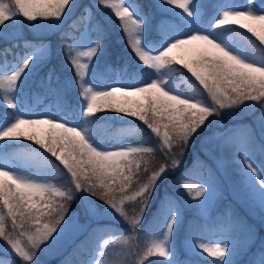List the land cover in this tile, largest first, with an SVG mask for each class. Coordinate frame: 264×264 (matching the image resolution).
Instances as JSON below:
<instances>
[{"label":"snow or ice","instance_id":"snow-or-ice-1","mask_svg":"<svg viewBox=\"0 0 264 264\" xmlns=\"http://www.w3.org/2000/svg\"><path fill=\"white\" fill-rule=\"evenodd\" d=\"M76 6V0H0V30L18 17L31 22L33 27H56L72 15ZM208 7L205 0H156L153 8L163 17L176 20V26L169 29L165 19L154 25L152 14L138 0H94V5L85 7L78 21H73V27L79 22L85 30L79 36L65 33L71 43L61 46L78 92L77 107L70 110L62 108L59 102L56 111L35 112L25 105L28 80L51 54L49 47L32 45L31 52L10 66L5 55L0 62V104L13 111L0 120V150L7 149L11 141H34L63 166L61 169L38 153L0 155V241L20 258L21 264H41L37 258L41 246H46L65 222L73 200L81 202L87 221H97L91 229L88 223L74 225L76 231L87 233L82 243L94 241L103 230L99 222L111 216L122 219L131 229L130 235L119 234L123 243L136 240L135 234L158 183H163L167 173L179 166V157L192 137L211 125L210 118L219 117L222 110L242 105L248 110L254 111L256 106L262 109L258 123L264 154V49L259 56L251 54L243 43L246 37L238 31L245 29L264 44V7H257L254 0L244 4L217 0L211 15ZM94 8L108 10L105 14L118 20L126 44L137 60L135 75L130 80L117 81L118 86L97 79L104 34L98 24L89 27ZM225 32H232L239 39H225ZM184 69L198 82L188 78L186 92L170 79ZM103 88L108 90H100ZM105 109L138 119L157 142L120 143L118 150L104 147L97 122L106 117L97 114ZM226 115L236 113L228 111ZM221 136L237 146L236 163L241 165L244 197L264 212V158L257 163L252 157V129L243 125L226 129ZM173 148L179 149L177 155L172 154ZM156 154L162 160L154 167L152 160ZM33 167L36 171H31ZM60 177L62 182L56 183ZM192 178L186 174L179 179L184 181L188 196L197 201L195 207L204 208L217 191L215 178L211 171L207 177H196L197 183L188 182ZM181 217L180 203L165 194L152 226L145 229L146 234L152 235L142 259L158 257L164 261L156 260L154 264H186L171 243ZM233 223L230 213H225L215 227L230 230ZM70 226L65 223L60 231ZM204 230L203 225L193 222L187 236V251L193 256L207 254L213 258L212 264H238L235 257L239 251L231 239L205 243L201 234ZM112 235L117 234H109ZM110 243L116 241L103 239L95 251L103 252ZM138 249V244L130 246L129 254H138ZM0 264L5 262L0 260ZM8 264L15 261L9 260ZM249 264H264V247L259 259Z\"/></svg>","mask_w":264,"mask_h":264},{"label":"trees","instance_id":"trees-1","mask_svg":"<svg viewBox=\"0 0 264 264\" xmlns=\"http://www.w3.org/2000/svg\"><path fill=\"white\" fill-rule=\"evenodd\" d=\"M80 0H76V3ZM258 0H254V3L256 4ZM5 2H8V0H5ZM156 0H138V3L143 5L145 7V10L152 13V11L156 12V17H163L162 14L157 11L155 8H153V5L155 4ZM206 4L208 5V0H205ZM92 3L94 4V0H92ZM263 4V3H261ZM258 4H256L257 6ZM108 10H95L93 11V20L91 22V25H99L103 29L104 34V40L103 44H105L106 49L104 53L102 50L99 53V61H98V69H105L99 72H106V77H108V80L116 79L118 77H125L124 79L130 80L135 75V69L137 66V60L134 58L133 55H126L124 58L120 54H127V51L131 53L129 47L126 44V39L124 37V34L122 33L118 20L111 15H106L105 13ZM83 12V9L81 8L76 15H74L68 23L60 30V33L56 35L54 40H50V38L43 39V40H28V41H16L12 43H3L0 46V62H3L4 57L6 55V60L9 64V66L19 60L21 56H23L25 53L31 52L32 45H40V44H48L50 43L52 45V54L49 58V60H45L42 63H40L32 72V75L30 79L28 80L26 89H25V105L30 108L32 111L35 112H41L46 110L47 106H49L50 100L47 98L46 94L50 91L53 93L62 92L64 94V98H66V101L68 104L64 107V109H74L77 107V100H78V92L75 88V82L74 83H68V81L65 80V78L62 76V73L59 68V62L62 61L64 58L63 50L61 48L64 44H69L71 41L68 39L67 36H65V33L71 32L76 36H79L81 32L85 30V25L83 23H77L75 27H73V21H78V18L80 17L81 13ZM107 19V23H104L102 18ZM169 18V17H167ZM19 21L20 23H23L24 25H32L31 22L26 21L23 17H18L15 21H9L6 28H3V31H11L16 28L15 23ZM156 22V19L153 18L152 22ZM239 33H242L246 39L243 41L245 45L249 47V51L251 54L255 56H259L261 54L260 50L264 49L261 42L258 40L257 37L253 36L251 33H248L245 29H238ZM95 38V34L93 33V39ZM251 41V44L249 45L248 42ZM104 46V45H103ZM126 62V69H128L127 72L122 71L121 65L122 60ZM69 66V65H68ZM120 66V67H119ZM108 67H112L108 68ZM180 67V66H178ZM70 69H72L69 66ZM108 68V69H107ZM49 76H51V79H49ZM191 77L190 73H187V70L184 69L181 73L173 74V76L170 78L175 82V85L179 87L182 91L186 92L189 91L188 84L185 82L188 78ZM193 77H191V81ZM58 94V93H57ZM42 100L36 99V97H42ZM49 103V104H48ZM48 104V105H47ZM56 111L55 109H53ZM7 111L8 114H10L13 110L8 109L5 110L0 104V117L1 113ZM117 113L109 111L105 109L101 113H98L97 115L106 117V119H102L98 121L97 123L103 126H106L108 130H111L113 128L116 129H124L125 134H128L124 136L121 140V142H118L116 139L111 140L110 144L108 142L109 146H117L120 143H128V144H138L141 141H146L147 145L155 144L156 138H153L151 136L150 130L146 128V126L142 125V122H140L138 119H133L128 116L119 114V117L116 115ZM110 117L112 119H110ZM114 118H118L120 122L117 123ZM140 124V125H135ZM100 133V129L98 131ZM101 134V133H100ZM107 139V138H106ZM104 139V140H106ZM34 142V141H33ZM28 143L27 140L21 139L20 145L25 147L27 150L33 151L35 150L36 145L35 142ZM173 150L179 151L177 148H173ZM46 151L44 150V153ZM262 153V152H261ZM46 156L51 159L55 164H57L54 160V157H51L49 153ZM263 155V154H262ZM147 158V157H146ZM238 159V156L236 153L230 154L227 158V164H228V175L229 179L232 182L233 186L238 190V193L241 195V197L246 200L251 206L258 212L260 216L264 218V212H262L261 208L258 206V204L253 203L252 201L248 200L246 197H244L242 192V184H241V175L239 172V169L241 167L240 164L236 163ZM162 160V157L159 154H156L155 158L152 160V165L155 167L157 164ZM58 165V164H57ZM60 167V166H59ZM61 168V167H60ZM63 169V168H62ZM184 168L178 169V167L172 169V171H179ZM66 172V170H64ZM207 176V175H206ZM62 177L58 178L56 180V183L62 182ZM186 198L188 199L187 203L188 205L191 204V206L187 209L186 212H182L181 221L175 226L173 237H172V244L176 248L177 252L179 253L180 259H184L186 264H188L189 261H195L196 264H212L213 258L208 257L207 254H204L203 256H193L191 253L187 251V236L190 229V226L193 225V222L195 221L196 224L203 225L204 231L201 233L204 237L202 242L209 243V239L212 236H218L221 235L222 237H225L226 239H231L232 243L235 244L238 248L239 254L235 257V260L238 262V264H249L251 255L254 254L256 250H261L262 247H264V225L257 224L253 219L247 217L245 214H243L241 211H239L235 206V204L228 203L221 207V205L214 204L213 213L209 214V207L206 206L204 208L197 209L195 205L197 204V201H194L191 199V197L188 196L187 192L184 191ZM219 197H225L223 195H219L215 197V199H218ZM95 200V198H91ZM159 199L162 200L164 198H161L159 196ZM203 199L202 197L200 198ZM98 204L101 203L100 201H96ZM158 204H155V202H150L148 205L147 210L145 211L143 220L141 221V229H147L150 228L154 222V216L156 215V209L158 207ZM127 207H130V204L127 205ZM220 207V209H219ZM79 214L82 215L83 212V206L81 204L79 208V203L77 200H73L69 207L70 211H78ZM68 212V213H69ZM225 213H230L231 218L233 220V225L231 229L227 228H221L217 229L215 225L219 224L223 218ZM67 216V215H66ZM65 216V217H66ZM66 219V218H65ZM126 225H128L126 223ZM117 227V226H116ZM121 226L117 227V231L114 233L117 235H112L111 237L108 236L104 239L111 238L112 240H115L116 243H110L109 245L105 246L103 252H98V255L100 258V264H117L114 263L118 261V255L121 253V246L119 245V241H122L123 239L119 234H125L130 235L131 232H127L125 229H120ZM151 233H145L143 234V237L137 240H130L128 244L123 243L122 249L128 250L130 246L139 245L138 252L141 254L140 258L143 257V250L148 246L151 239ZM96 238L101 240V235L97 236ZM3 242V241H1ZM103 243V241H102ZM101 243V244H102ZM88 247V244L84 243H74L65 254L61 255L59 258L54 259L52 262L47 264H85L87 255H85V252L83 251L84 248ZM118 249V251H117ZM123 255V254H122ZM6 257L0 255V260H3L6 262ZM145 260L144 264H154L156 260L164 261V258H158V257H147L143 258ZM142 259V260H143ZM15 261V264H21L19 260H13Z\"/></svg>","mask_w":264,"mask_h":264},{"label":"rangeland","instance_id":"rangeland-1","mask_svg":"<svg viewBox=\"0 0 264 264\" xmlns=\"http://www.w3.org/2000/svg\"><path fill=\"white\" fill-rule=\"evenodd\" d=\"M244 1L245 3L247 2V0ZM76 5L77 6L74 8L72 15L67 17L62 24H59L56 27H33V25H24L23 23L17 21L15 23L16 26L15 29L11 31L0 30V46L3 43L16 41V40L26 41L27 39H45V38L46 39L50 38L51 41L54 40L56 35L60 33V30L68 23V21L74 15H76V13L81 8L84 9L87 6L94 4L92 3V0H80L79 2L76 3ZM259 7H264V4L260 5ZM95 10L97 11V9ZM211 14L212 13H210V15ZM102 20L104 21V23H107L106 18L103 17ZM165 20L167 21V27L169 29H172L176 26L175 21H172L171 19H165ZM42 23L47 25L49 21H42ZM224 38L237 39V36H235V34L232 32H225ZM45 45L49 47L50 52L52 54L53 51L52 45L50 43ZM103 45L104 46L102 48V52L104 53L106 46L105 44ZM81 50H86V48ZM51 54L47 57L48 60ZM121 55L125 57L126 55L130 56L133 54H130V52L127 51V54H121ZM58 70L61 71L62 76L65 78L66 81H68V83L69 82L74 83L73 70L69 68L68 63L65 61L64 58L62 59L61 62H59ZM97 76L98 78H101L102 74L98 73ZM116 82L110 84H114L115 86H118ZM177 88L180 91H182L179 87ZM204 95L206 97V94ZM58 102L61 104L64 102V100L58 97V99L55 100V104L57 105ZM228 111H233L236 113V115L234 116L226 115ZM261 112L262 109L259 106H256L255 110L253 111L246 109L245 106L242 105L239 108H234L232 110H228V109L222 110L221 115L219 117H216L214 119L210 118L213 120L212 124L207 126L204 129V131L201 132L199 135H194L190 140L189 145L186 148V151H184L183 156L179 157L180 164L178 166V169L180 168H184V169H181L179 171L170 170L167 173V178L164 179L163 183H158L155 196L151 202H155V204H158L160 201L159 196L161 198H164L165 194H167L170 197H174L180 203L182 212H186L187 209L191 206V204L188 205L187 203L188 199L186 198V195L184 193V191L186 190L183 188L184 181L180 180L179 178L186 174L191 175L193 178L188 182L197 183L198 181L196 177H201V176L207 177L206 175H208L209 172L211 171L216 181L217 191L214 195L210 197L207 203V206L209 207V212L210 213L213 212L212 210L214 208L215 203L217 205H221L222 207L230 202L232 204H235L234 207H236L247 217L253 219L257 224L264 225V218L258 214V212L251 206V204H249L246 200H244L241 197V195L238 193V190L233 186L232 182L229 179L227 158L230 154L233 153L237 154V146L235 143L225 142L224 137L221 136V134L224 133L226 129H238L239 126H243V125L250 126V128L254 133V141L252 145L251 154L253 159L258 163L262 158H264V154L262 155L261 153L262 136H261V128L259 127V123H258V118L261 116ZM116 115L119 117L118 113ZM31 118H40V117L32 116ZM129 118L130 117H128L127 119ZM114 119L115 121L118 122L120 121L118 118H114ZM151 136L155 138L154 134L152 133ZM16 142L19 141H11L9 142V144H15ZM30 142L33 141H28V143ZM104 146H108V144H105ZM38 147L40 148V146ZM118 148L119 147L114 149H110V148L109 149L118 150ZM178 152L179 151L172 149L173 155H177ZM8 153H32L34 155L37 154L34 151L27 150L25 147L12 148V150H10ZM0 155H3L2 151H0ZM57 163H59V161H57ZM32 169L33 171H36L34 167ZM219 195L220 196L223 195L225 197L223 198L219 197L218 199H215V197ZM78 203L80 208L81 202L78 201ZM65 218H66L65 222L62 223L60 226H58L57 232L53 233V236L49 239L46 246L45 245L41 246V251L38 253V257H37L38 259L41 260V264H47L52 262L54 259L59 258L61 255L65 254L67 250L77 241L78 243H82L85 241V237L87 233L86 232L81 233L76 231L74 225L76 224L82 225L88 223L89 229L97 226V221L95 220L87 221L84 214V209L82 215L79 214V210L70 211ZM65 223H68L72 226L66 228L63 232H61L60 230L61 228H64ZM99 223L103 228V230L100 231L97 234V236L101 235V240L96 238L94 241L84 243V244H88V247L84 248L83 251L85 252V255H87L86 256L87 262L90 261L91 264H97V262H99L100 264L101 257L98 255L99 251H95L97 243L101 244L103 239L108 237L110 233H114L115 231H117L118 229L117 227L119 226H121L120 229H125L127 232H131L129 225H126V222L123 221L122 219H117L116 216L104 217ZM144 232L145 229H141V224H140L139 231L138 233L135 234L136 235L135 242H137V240L143 237ZM219 239L227 240L225 237L222 236H218V237L212 236L210 239V244L214 240H219ZM122 244H123L122 241H119V245L121 246V253L123 255L119 254L118 261L114 263L117 264L145 263V260L144 259L142 260L140 258L141 254L139 252L136 255H130L129 249L126 251L122 249ZM0 253L2 255L8 256L6 257L8 258L6 259V264H8L9 260L12 261L19 260L21 262L20 258L17 257L13 252H11V250L8 249L1 241H0ZM258 259H259V254H257L255 257V260Z\"/></svg>","mask_w":264,"mask_h":264}]
</instances>
